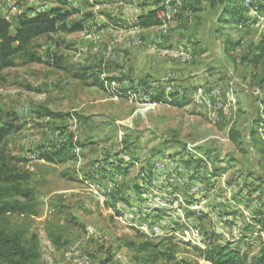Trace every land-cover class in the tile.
Listing matches in <instances>:
<instances>
[{
	"label": "rangeland",
	"instance_id": "1",
	"mask_svg": "<svg viewBox=\"0 0 264 264\" xmlns=\"http://www.w3.org/2000/svg\"><path fill=\"white\" fill-rule=\"evenodd\" d=\"M165 1L0 0L1 13L46 3L45 9H77L68 20L84 23L79 31L33 39L1 72L0 109L17 126L2 147L29 172L25 187L36 214L7 215L0 227L37 255L27 264H142L123 237L177 242L176 261L156 264H210L193 251L208 245L210 233L223 241L246 234L259 205L253 177L264 183V152L254 150L249 135L254 120L264 118V56L249 61L264 36V8L224 25L217 22L224 0H180L166 26L133 25ZM245 1L250 8L252 0ZM228 40L239 45L225 51ZM32 53L40 61H28ZM231 128L240 144L229 139ZM257 130L264 147V126ZM54 149L63 161L42 158ZM219 165L228 168L214 177ZM165 174L175 185L157 180ZM142 187L146 204H130V192ZM141 210L165 232L139 224ZM203 214L209 225L198 221ZM253 234L238 243L248 255L259 247Z\"/></svg>",
	"mask_w": 264,
	"mask_h": 264
},
{
	"label": "trees",
	"instance_id": "2",
	"mask_svg": "<svg viewBox=\"0 0 264 264\" xmlns=\"http://www.w3.org/2000/svg\"><path fill=\"white\" fill-rule=\"evenodd\" d=\"M228 1L226 3L224 0L225 5L217 17L219 24L226 25L229 22L240 23L247 21L248 19L245 17L244 12L253 8L257 10L264 8V0H252L248 9L243 7V0ZM59 2L63 3L64 1L59 0ZM72 11L76 12L78 10L63 7H50L46 10H39L31 6L27 7L25 11L17 15L13 33L10 31L11 22L0 13V78L2 70L13 64V56L17 53H23L33 39L56 31L72 33L82 29L84 25L83 21L72 22L68 20ZM155 14V7H151L147 11L138 14L135 17L133 25L139 28H149L159 25L160 21ZM90 16V14L86 15V17ZM238 45V42L228 40L224 49L225 51H229ZM263 56L264 36H262V39L255 46L254 53L249 61L252 65H256ZM27 60L38 62L40 61V57L32 53L27 55ZM94 84L103 86L102 82H98L97 80L94 81ZM173 103L181 104L177 100ZM254 123L255 125L249 131V135L252 137V147L257 153H262L264 152V147H262V141L256 137V134L258 132L257 129L264 126V118L256 119ZM16 129L15 121L5 120L0 109V222L5 216L10 214L23 216L36 214L35 198L31 191L25 187V184L30 180L29 172L17 169L12 158L7 155L2 147L9 134ZM229 139L236 144L241 143L240 133L234 128L229 130ZM42 158L48 162L63 161L65 154L60 150L54 149L53 151L49 150L47 153H44ZM227 168L226 165L214 167L213 176L216 177L225 173ZM206 176L201 174L200 179L204 181ZM248 176L252 177L253 174L250 173ZM253 178L257 182V185L252 188V191L257 192L256 199L259 205L250 215L249 223L246 224V227H248L246 234L241 235L236 240L223 241L219 239L218 234L212 232L207 237L208 245L205 248H193L195 257L210 264H264V183L260 176ZM253 232H256L259 236V247L255 253L248 255V253L241 251L238 243L246 241L249 235L252 236ZM260 234H263V236L261 237ZM170 241L164 238L157 240L140 239L138 237H136V240L126 237L121 238V242L133 252L135 260L142 264L171 263L174 260L176 261L178 243H173V241L171 243ZM33 256L37 255L31 251V248L23 244L19 235L7 232L0 227V264H27ZM178 264L196 263L191 260L182 259Z\"/></svg>",
	"mask_w": 264,
	"mask_h": 264
},
{
	"label": "bare ground",
	"instance_id": "3",
	"mask_svg": "<svg viewBox=\"0 0 264 264\" xmlns=\"http://www.w3.org/2000/svg\"><path fill=\"white\" fill-rule=\"evenodd\" d=\"M247 1H245V2H247ZM162 4H166V7H161V11H160V6H159L156 9V14L155 15L157 16V19L160 21L159 25L166 26V23L169 22L172 19V17L179 12V10H180V0H172V1L171 0L167 1L166 0ZM163 177H164V180L166 181V183L170 182L169 185H172V183L174 184L175 180L170 175L165 174V175H163ZM145 188L146 187L140 188L139 191L137 193H135V194L136 195H146L147 193L142 190V189H145ZM145 198H146V196H141V200H144ZM129 201H130V198H129L128 202ZM135 211H137V210H135ZM141 212H142V216L145 219L142 220V221H139L138 223L145 225L149 232H153L154 229H149V228H152V223L150 222V218H149L151 216L150 211H148V210L142 211L141 210ZM145 226H143L142 228H145Z\"/></svg>",
	"mask_w": 264,
	"mask_h": 264
},
{
	"label": "built area",
	"instance_id": "4",
	"mask_svg": "<svg viewBox=\"0 0 264 264\" xmlns=\"http://www.w3.org/2000/svg\"><path fill=\"white\" fill-rule=\"evenodd\" d=\"M70 3H72L73 5H76L77 1H73V0H70ZM161 7H166V4H160V11H161ZM156 164L159 168V162L160 161H156ZM167 166H174L176 167L175 163H173L172 161H167ZM177 169H180V167H176ZM187 171H189L190 173L193 174V169H187ZM157 180L158 181H162L164 184H165V180H164V177H161L159 175H157ZM197 191V195H200L201 193V190H200V186L198 185L197 186V189H195ZM130 192V191H129ZM141 196H146V195H136L135 193H131L130 192V201L129 203L131 204H146V203H141ZM195 208L199 211H202V205H195ZM149 229H155V230H160V231H163L165 232V230H163V223H153L152 222V228H149ZM219 229H221V226H219ZM222 232V231H221ZM80 249V247H79Z\"/></svg>",
	"mask_w": 264,
	"mask_h": 264
},
{
	"label": "crops",
	"instance_id": "5",
	"mask_svg": "<svg viewBox=\"0 0 264 264\" xmlns=\"http://www.w3.org/2000/svg\"><path fill=\"white\" fill-rule=\"evenodd\" d=\"M56 1H58L59 2V0H56ZM64 0H62V2H63ZM81 0H79L78 2H80ZM78 2L76 3V4H78ZM63 4H65V3H63ZM13 7L14 6H11V12L9 13V12H7L6 11V13H1V11H0V13L2 14V15H4L5 16V14L7 15L8 14V18H6L7 20H9L10 22L13 20V17L17 14V13H19V10L16 12V8L15 9H13ZM47 7V5H46V3H43V7H41V8H39L38 7V9L40 10H46L45 8ZM50 8V7H49ZM48 8V9H49ZM66 9H71V8H66ZM12 16V17H11ZM208 213L210 212H214V213H217V212H215V210H212V211H207ZM219 213V212H218ZM228 217H232L231 215H228ZM201 221L200 223H201V225L203 226V225H205V222H208L207 223V225H209L210 224V222H209V216H208V214H203V216L201 217V218H199L198 219V221ZM227 240H231V239H227Z\"/></svg>",
	"mask_w": 264,
	"mask_h": 264
}]
</instances>
